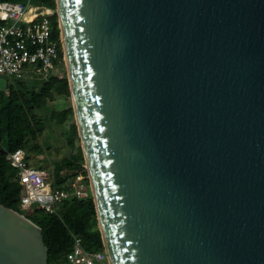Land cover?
<instances>
[{
    "label": "water",
    "instance_id": "obj_1",
    "mask_svg": "<svg viewBox=\"0 0 264 264\" xmlns=\"http://www.w3.org/2000/svg\"><path fill=\"white\" fill-rule=\"evenodd\" d=\"M55 4L108 264H264V0ZM0 264H48L1 203Z\"/></svg>",
    "mask_w": 264,
    "mask_h": 264
},
{
    "label": "trees",
    "instance_id": "obj_2",
    "mask_svg": "<svg viewBox=\"0 0 264 264\" xmlns=\"http://www.w3.org/2000/svg\"><path fill=\"white\" fill-rule=\"evenodd\" d=\"M1 1V0H0ZM25 1V0H9ZM55 8L54 0H31ZM54 37L59 28L56 14L51 16ZM61 55V52H60ZM25 79H17L9 85V93L0 90V203L21 212L17 205L20 185L16 181L17 171L6 159V154L25 145L31 149L29 140H36L45 123L43 112L56 124L61 125L72 115L70 106L55 110L48 107L55 94L69 95L67 78L48 75L39 84H26ZM69 137L65 141L70 149L74 146L73 138L77 134L75 124H70ZM79 148V147H78ZM82 153L79 148L77 159L71 155L59 159L54 164L53 174L58 176L63 168L84 172ZM85 173V172H84ZM88 178L85 177L87 183ZM55 212L50 213L37 205H31L22 213L40 226L44 243L47 247L48 264H71L66 260V252L71 249L74 237H79L85 250H102L103 243L97 226L96 211L90 193L86 197L71 196L57 201Z\"/></svg>",
    "mask_w": 264,
    "mask_h": 264
},
{
    "label": "built area",
    "instance_id": "obj_3",
    "mask_svg": "<svg viewBox=\"0 0 264 264\" xmlns=\"http://www.w3.org/2000/svg\"><path fill=\"white\" fill-rule=\"evenodd\" d=\"M31 4V0L0 1V75L15 80L33 74L42 79L48 75L59 76L58 67L63 61L60 33L54 37L53 8L38 4L35 10H29ZM3 91L8 94L9 88ZM29 150L21 145L6 154L7 161L17 171L15 179L20 185L17 207L21 213L33 204L53 213L57 201L88 195L86 175L82 170L73 172L66 188L51 186L50 172L28 163ZM66 260L71 264H108L103 249L85 250L79 237H74Z\"/></svg>",
    "mask_w": 264,
    "mask_h": 264
},
{
    "label": "rangeland",
    "instance_id": "obj_4",
    "mask_svg": "<svg viewBox=\"0 0 264 264\" xmlns=\"http://www.w3.org/2000/svg\"><path fill=\"white\" fill-rule=\"evenodd\" d=\"M37 5L38 4L32 2L29 10H35L34 6H37ZM56 12L57 11H56V4H55V8H53V14L54 13L56 14V20H57ZM62 56H63V52H62ZM63 59H64V56H63ZM58 72L59 74H64L65 76H67V70H66V65H65L64 60L62 61V64H60V66L58 67ZM23 79H25L24 81L26 82L24 83L26 84H31V83L39 84L43 81L42 77L35 75V74H33V76H25ZM13 83H15V79L13 77L0 75V90H4L5 88L9 87L10 84H13ZM68 106H70L72 109V100H71L70 94L68 96H61V95L55 94L54 99L52 101H49L48 103V107L53 108L55 110H59V109H62ZM43 115H45L44 116L45 123L41 129L37 128L39 135L37 139L35 140L36 142L40 144V148L43 150V153L40 152V154L37 155V157L41 159L42 167H46L49 171H52L53 163L56 160L68 157L70 155L72 159H77L79 155V148L81 149V142L78 137V134L74 136L73 138L74 146L71 147L70 149L67 147V142L65 141L69 137L68 128L70 124L72 123L75 124L73 112H72V115H70L69 118L65 120L61 125L56 124L52 119H50L46 111L43 112ZM33 141L34 140H29L28 143L33 144L34 143ZM31 152L29 153V155L31 154ZM81 153H82V150H81ZM82 158H83V153H82ZM82 162H83L84 172L87 177V171H86V167L84 166V160H82ZM49 182L51 186H55L57 184L56 176H54L53 173L50 174ZM86 186H87L88 192L90 193L89 179L87 180Z\"/></svg>",
    "mask_w": 264,
    "mask_h": 264
},
{
    "label": "crops",
    "instance_id": "obj_5",
    "mask_svg": "<svg viewBox=\"0 0 264 264\" xmlns=\"http://www.w3.org/2000/svg\"><path fill=\"white\" fill-rule=\"evenodd\" d=\"M33 142H34L33 144H29L31 149L29 150V152L27 153V156H26L28 163L34 167L43 168V169L48 170L46 167H42L41 159L37 157V155H39L40 152L43 153V150L40 148V144L38 142H36L35 140ZM31 151L33 152V154ZM30 152H31V154L29 155ZM44 161H46V160H44ZM57 161L58 160H56L55 162H57ZM55 162L53 163V168H54ZM53 168H52V171L48 170L50 172V174L53 173ZM74 171L75 170H69L67 168H63L60 171L59 175L56 177V180H57L56 185H59L61 187L66 188L68 186L69 178L72 176Z\"/></svg>",
    "mask_w": 264,
    "mask_h": 264
},
{
    "label": "bare ground",
    "instance_id": "obj_6",
    "mask_svg": "<svg viewBox=\"0 0 264 264\" xmlns=\"http://www.w3.org/2000/svg\"><path fill=\"white\" fill-rule=\"evenodd\" d=\"M63 56H64V59H65V54H63Z\"/></svg>",
    "mask_w": 264,
    "mask_h": 264
}]
</instances>
